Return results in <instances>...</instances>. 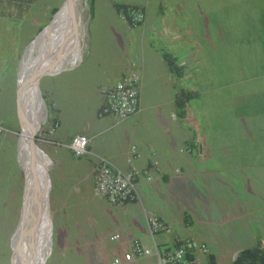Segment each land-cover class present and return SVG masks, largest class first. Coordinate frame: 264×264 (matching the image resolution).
Returning a JSON list of instances; mask_svg holds the SVG:
<instances>
[{"label":"rangeland","instance_id":"rangeland-1","mask_svg":"<svg viewBox=\"0 0 264 264\" xmlns=\"http://www.w3.org/2000/svg\"><path fill=\"white\" fill-rule=\"evenodd\" d=\"M39 6L25 20L0 21V264H10L22 218L25 174L16 110L21 65L34 37L56 10L48 3ZM123 7L134 10L139 20L122 19ZM73 15L71 33L65 37L58 28L50 53L51 59L62 57L63 69L41 77L37 103L29 110L39 123L36 144L53 163L48 171L51 249L44 264H111L126 249L127 230L138 231L146 213L161 221L159 244L203 242L212 248L216 264H231L240 250L262 245L264 0H79ZM44 44L48 49L50 40ZM44 44L31 62L44 51ZM148 46L162 61L161 51L169 48L183 76L172 73L163 81L159 74L148 75L156 81L148 86V80L140 89L141 121L108 117L99 127L94 117L100 111L101 90L132 71L137 52L147 55ZM182 91L192 96L179 115L175 98ZM159 110L174 111L175 125L170 126L169 117L152 118L150 111ZM62 111L75 112V119L59 136L56 116ZM51 122L58 123L53 132ZM129 132L158 137L157 141L171 135L181 151H193L187 152L192 160L178 163L165 178L141 179L145 189L140 195L137 177L134 198L123 204L133 206L127 208L97 194L96 163L86 154L75 156L60 143L75 134L96 133L94 142L108 150ZM192 138L200 144L199 151L190 146ZM42 181L40 177L31 203L35 208L44 193ZM117 232L121 238L112 240ZM46 235L47 230L39 236L41 247Z\"/></svg>","mask_w":264,"mask_h":264},{"label":"crops","instance_id":"crops-1","mask_svg":"<svg viewBox=\"0 0 264 264\" xmlns=\"http://www.w3.org/2000/svg\"><path fill=\"white\" fill-rule=\"evenodd\" d=\"M63 0H0V21H3L5 19L8 20H25L28 18V15L33 13H37L36 9H38L40 4L43 3H48L50 5V10L52 11L54 8L57 10V8L61 5ZM43 9V8H40ZM55 10V11H56ZM2 27V24H0V28ZM35 38V37H34ZM3 41V35L0 33V46L2 45ZM16 41L13 40L12 44L14 45ZM23 43V42H22ZM148 48L152 50L149 46ZM169 48H166L165 50H168ZM149 50V51H150ZM164 50V49H163ZM141 51V50H140ZM137 52V57L135 61L133 62V70L137 71L140 75V83H139V107L138 111L136 114H134L132 117L126 120L128 121H123V122H128V123H135L136 121L140 122L141 120L137 118L138 114L141 113L142 106H141V95H140V89L141 87L143 88V84L147 83L148 80L150 82L147 83L148 86L152 84L153 81H156L154 79L150 80L147 76L150 75V78H154L155 76H158V74L162 77L163 81H165L164 77L172 75V72L169 71V67L165 61H162L161 56L158 55V53L152 52L145 55L144 52L140 53ZM161 51V50H160ZM170 51V50H169ZM154 56H157L156 58ZM157 65L159 66L161 73L158 71L157 73ZM132 70V71H133ZM130 72V71H129ZM127 72V73H129ZM127 73L122 75L118 80L116 78H113V82L111 85H114L117 81H119L121 78H123ZM174 74V73H173ZM159 77V76H158ZM106 81V80H105ZM104 81V82H105ZM105 84V83H103ZM102 84V85H103ZM110 86V85H106ZM103 87V86H102ZM67 91V89H66ZM103 101V98H102ZM102 101H101V106H102ZM157 105V103H156ZM159 106V105H158ZM101 109V107H100ZM99 112L95 114L94 117V122H98L100 124L99 127H103L105 125V119L108 118L109 116H100ZM152 114V118L155 115V118H163V117H169L172 126L173 124L175 125V119L173 117L174 111H150ZM74 113L73 111H62L61 114L57 117L56 120L60 124V132H58L59 136L63 135L65 129L64 125L73 123L74 122ZM52 116V115H51ZM168 119V118H167ZM162 120L159 121V123ZM122 122V121H120ZM127 124V123H125ZM178 125V124H176ZM176 127V126H175ZM102 129V128H101ZM158 130V128H157ZM175 130V128H174ZM59 131V130H57ZM56 131V133H57ZM102 131V130H100ZM159 131V130H158ZM142 133V131L140 130ZM97 133V132H96ZM91 134V136H87L89 139V144H88V153L86 156L89 159H92L94 163H96V158L95 155H101L108 159L111 163H113L115 166L119 167L122 170H127L130 165L128 164V158L130 156L132 157V147H135L137 152L139 153V157L137 159H134L133 165L137 168L139 171L138 179H137V184L139 188V195L141 193L142 189L144 188L143 183L141 182V179L143 181H150L151 179L155 178L158 179L159 177H166L167 174L166 172H175L174 168L179 167L178 163L182 162H189L192 160L191 156L187 152H192V151H187L184 152L183 150L181 151V144L179 142L178 145L172 140L171 135H165L161 140L157 141V138L155 137H146L144 134L138 135L136 132H129L125 133L122 136L121 143H118V145L113 148H108L104 149L103 146L97 145L93 138L94 135L96 134ZM57 134V136H58ZM81 134V133H79ZM77 135V134H75ZM85 135V134H84ZM89 135V134H88ZM58 136V137H59ZM66 140V141H64ZM71 141V139L66 138L62 140V143H60L61 146L69 149L66 145ZM190 146L192 149L199 151L200 150V144L194 141V138L190 140ZM200 147V148H199ZM70 150V149H69ZM96 166V165H95ZM145 181V182H146ZM141 185V186H140ZM125 205H122V207ZM133 205H127L125 207L130 208ZM119 207V206H118ZM146 214H152V213H146ZM143 214V217H141V223L142 225L140 226L141 228L138 231H133L131 228L127 230V233L125 235H128V239H124V243L126 245V249L130 247V242L133 239H139L142 241L143 244L146 246H152L153 242L159 244L160 238L156 234L155 236L150 235L146 218L145 215ZM119 234V232H117ZM122 235V234H121ZM121 235L119 238H121ZM123 237V236H122ZM156 239V240H155ZM158 239V240H157ZM157 241V242H156ZM168 244V243H167ZM205 244V243H204ZM206 245V244H205ZM167 246V245H166ZM165 246V247H166ZM207 246V245H206ZM168 247V246H167ZM208 248V254H213L212 248L210 246H207ZM215 256V255H214ZM153 257H147L141 260H135V261H130V262H125L123 264H141L144 262V264H148L150 261H153Z\"/></svg>","mask_w":264,"mask_h":264},{"label":"built area","instance_id":"built-area-1","mask_svg":"<svg viewBox=\"0 0 264 264\" xmlns=\"http://www.w3.org/2000/svg\"><path fill=\"white\" fill-rule=\"evenodd\" d=\"M125 21L137 22L139 18L134 10L128 9L121 16ZM140 75L133 70L127 73L114 85L101 90L103 98L99 112L100 116H109L116 121H124L132 117L138 111L139 106ZM50 132L58 128L57 122L49 124ZM0 127V133L1 131ZM89 139L83 134L74 135L66 145L72 153L79 157L88 153ZM139 153L132 147V157L128 158L130 167L122 170L101 155H95L96 173L94 178V191L108 199L115 206H122L134 198L136 190V178L139 171L133 165L134 159ZM150 235L154 236L160 230L161 221L153 214L145 215ZM119 234L112 235V240H117ZM130 247L121 255L114 256L111 264H123L125 262L141 260L153 257L148 264H208V248L203 242L186 240L173 247H165L153 242L152 246H146L139 239H133Z\"/></svg>","mask_w":264,"mask_h":264},{"label":"bare ground","instance_id":"bare-ground-1","mask_svg":"<svg viewBox=\"0 0 264 264\" xmlns=\"http://www.w3.org/2000/svg\"><path fill=\"white\" fill-rule=\"evenodd\" d=\"M79 0H74L72 6L69 5L65 7L56 21L54 22L51 29L48 31L45 37L40 40V38H36L32 44L28 47L26 54L23 58L21 70H20V79L19 86L21 89L20 96H22V107L24 109V114L26 116V121L31 122L33 125L35 123L34 119H31L30 112L34 109V106L37 103V97L40 94L36 88L29 85L33 72L38 67V58L36 57L35 61L31 62L32 57L35 56V52L38 49L39 44L42 45L46 42V38L50 40V45L47 49V44L44 47V51H40L43 56V69L54 71L53 73H57L61 69H63V65L65 64L62 60V57H55L51 59L54 49L55 43V33L59 29H62L63 35L68 37L71 33V17H74V10L76 9ZM81 29V28H80ZM79 36V35H78ZM72 37V35H71ZM70 37V39H72ZM68 39V38H67ZM52 42V45H51ZM47 49V54H46ZM51 50V51H50ZM47 56V58H46ZM79 56V55H78ZM48 57L51 59L49 62ZM30 110V112H29ZM36 119V118H35ZM21 126L23 128V132L20 135L19 142V154L20 161L22 165V169L24 171L25 176H27V182H25V191H24V200L22 206V218L16 229L13 238V263L14 264H44L47 256L50 253L51 249V221L49 223V189L50 183L48 178V171L52 167V161L45 155L40 147L38 148L36 153H29L27 147V139L30 132V127L26 125L22 120L20 121ZM49 162V163H48ZM32 173V175H30ZM42 178V199L37 208L31 205L35 192L37 183ZM41 187V189H42ZM48 207V208H47ZM47 208V210H46ZM41 209H43L42 217L37 213ZM49 216V217H48ZM29 226L30 236L27 234V227ZM49 227V228H48ZM48 228V229H47ZM47 230V235L44 237V246L41 247V242L39 236L41 234H45ZM45 231V232H44ZM22 242H28L25 247V244L22 245Z\"/></svg>","mask_w":264,"mask_h":264},{"label":"water","instance_id":"water-1","mask_svg":"<svg viewBox=\"0 0 264 264\" xmlns=\"http://www.w3.org/2000/svg\"><path fill=\"white\" fill-rule=\"evenodd\" d=\"M74 0H63L61 5L57 8V10L53 13L51 19L49 20V22L39 31V33L36 35V38H40L43 39V37L46 36V34L48 33V31L51 29V27L53 26L54 22L56 21L57 17L59 16V14L61 13V11L73 4ZM37 57H38V67L35 69V71L33 72V75H32V79L29 83V85H31L32 87L36 88V90H38L40 92V89H39V83H40V79L41 77H43L44 75H49V74H53L54 71L51 72V70H47V69H43L42 66L44 65L43 63V56L41 54V52L37 53ZM20 86L19 84L17 85V91H16V110H17V115H18V118L19 120L23 121L24 123H26V125L28 127H30V132H29V136H28V139H27V147H28V150H29V153H36L37 150H38V145L36 144V141H35V134L39 128V123L35 124L34 125L31 123V122H27L26 121V116L24 114V109L22 107V96H20V93H21V89H19ZM23 132V128L22 126L20 125V133H19V137H20V134ZM20 139V138H19ZM42 151V150H41ZM45 155H47L44 151H42ZM32 175V173L30 174ZM49 176V174H48ZM27 176H25V182H27ZM25 191V189H24ZM50 191V189H49ZM49 197V196H48ZM23 200H24V192H23V196H22V203H23ZM48 208V207H47ZM46 208V210H47ZM22 207H21V212H22ZM49 210V209H48ZM42 212H43V209H41L39 212L40 214V217H42ZM49 217V216H48ZM51 221V218L49 217V223ZM13 251H12V254H11V261H10V264H14L13 263Z\"/></svg>","mask_w":264,"mask_h":264},{"label":"trees","instance_id":"trees-1","mask_svg":"<svg viewBox=\"0 0 264 264\" xmlns=\"http://www.w3.org/2000/svg\"><path fill=\"white\" fill-rule=\"evenodd\" d=\"M125 12L128 7L122 8ZM162 58L167 63L170 71L175 75L181 77L184 74L183 68L178 66L173 54L167 50H162ZM192 93L182 91V95L175 98L178 114L182 115L185 111L186 103L191 99ZM208 264H216L214 255L208 254ZM231 264H264V241L263 244L253 248H245L239 251L237 257Z\"/></svg>","mask_w":264,"mask_h":264}]
</instances>
